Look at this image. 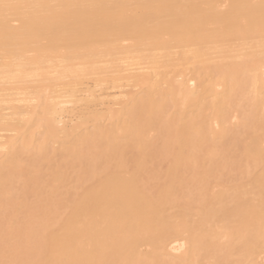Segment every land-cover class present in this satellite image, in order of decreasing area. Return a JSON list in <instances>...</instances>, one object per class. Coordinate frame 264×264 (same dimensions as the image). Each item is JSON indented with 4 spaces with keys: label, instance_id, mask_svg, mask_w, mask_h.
I'll return each instance as SVG.
<instances>
[{
    "label": "bare ground",
    "instance_id": "1",
    "mask_svg": "<svg viewBox=\"0 0 264 264\" xmlns=\"http://www.w3.org/2000/svg\"><path fill=\"white\" fill-rule=\"evenodd\" d=\"M0 264H264V0H0Z\"/></svg>",
    "mask_w": 264,
    "mask_h": 264
}]
</instances>
